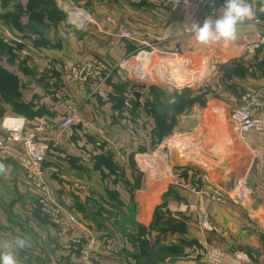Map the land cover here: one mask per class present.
<instances>
[{"label":"crops","instance_id":"obj_1","mask_svg":"<svg viewBox=\"0 0 264 264\" xmlns=\"http://www.w3.org/2000/svg\"><path fill=\"white\" fill-rule=\"evenodd\" d=\"M50 1L58 21L31 0H0V68L16 91L6 100L0 89V137L4 117L24 119V134L45 147L42 179L61 213L39 211L19 165L24 147L14 143L0 154V252L21 237L18 264H82V245L89 264H205L208 247L224 253L221 264H264V133L239 134L231 119L245 92L264 114V0H246L253 16L238 25L235 40L208 45L191 27L221 15L220 0L207 9L183 0ZM133 58L146 69L161 65L173 80L192 70L202 78L213 66L216 83L202 106L191 107L198 113L189 115L192 129L154 143L148 84L134 91L122 76ZM73 66L83 74L74 77ZM71 103L77 121L61 128ZM190 166L225 188L244 178L248 199L212 202L194 190L202 180L181 173ZM172 249L185 254L150 256Z\"/></svg>","mask_w":264,"mask_h":264},{"label":"built area","instance_id":"obj_2","mask_svg":"<svg viewBox=\"0 0 264 264\" xmlns=\"http://www.w3.org/2000/svg\"><path fill=\"white\" fill-rule=\"evenodd\" d=\"M218 0H183V4L188 7H199L207 9L214 7ZM225 0H220V5L224 6ZM122 36L132 38L133 34L129 30L122 29ZM64 69H68L64 67ZM70 73L77 77L83 74L81 67H70ZM261 106L258 98L248 92L240 96L238 104L231 111V119L236 132L248 135L251 132L264 133V114L259 112ZM77 107L74 103L69 105L68 114L59 121V126L65 128L77 121ZM24 119L18 116L4 117L1 122L3 135L0 137V154L7 155L14 143H20L24 147V153L20 158V169L24 177L28 180L30 187L36 195L39 211L48 217L56 218L60 215L61 209L53 203L48 187L42 179L41 164L45 158V147L35 142L33 134H24ZM98 144V143H97ZM254 157L259 158L260 152L254 151ZM199 180H202L199 178ZM203 181V180H202ZM200 186L194 188L200 194L214 203L237 205L248 199L250 187L242 177L236 178L231 187L225 188L209 181L199 182ZM75 222L73 218L69 219ZM201 256L205 258V264H221L224 253L215 247H208L201 251ZM79 259L82 264H89L90 256L88 247L82 245L79 250Z\"/></svg>","mask_w":264,"mask_h":264},{"label":"rangeland","instance_id":"obj_3","mask_svg":"<svg viewBox=\"0 0 264 264\" xmlns=\"http://www.w3.org/2000/svg\"><path fill=\"white\" fill-rule=\"evenodd\" d=\"M135 60H137V58H133L132 62L130 64H127L126 66V70L124 72H122V76L124 77L123 80L126 82L128 88H130L131 90L136 91V89L138 87L141 86L140 83H147L149 85V83H159L158 85H160V87H163L162 89L166 91V93L170 94L174 91H180L183 88H189L190 92H189V96L190 97H200L203 101V103L206 102L207 98L209 97L208 95H210L209 93L211 91H209V93L206 96H202L199 95L198 92V88L201 86L207 85L205 87V89H209L210 90V85H214L216 82L213 81V79H210L211 74L209 73V71L213 68L210 67L209 71L205 70L206 72H208V74L206 72H204L207 75H203L202 78H196L197 74L201 73L199 70H192V72H188L186 73V77L183 76H179L178 79L173 80L170 79L168 77H166L167 75V71L166 68L163 69V73H165V76L163 78L161 77H152L151 74L149 72L152 71V66L151 64L147 65V69L143 68V65H140L138 62L135 63ZM139 64V65H138ZM141 66V67H139ZM208 67H206L207 69ZM149 71L147 73V75H142L145 71ZM196 72V73H195ZM160 75H162L163 73L161 72H157ZM185 78V79H183ZM219 84L222 82V80H218ZM177 92H174L172 95H168L167 97H169L170 101L174 100V97L176 96ZM193 105H197L199 106L200 103L195 102L192 105H187L184 106L181 109H177L175 111L172 112H165L164 114H162L161 120L163 121L161 123V128L162 131L164 133V136L161 138L160 141H162V139L166 136L172 135V134H178V133H182V131H187L192 129L195 126V120H188L189 119V115L190 114H195L198 115V113L195 112V109H191V107ZM203 105V104H202ZM200 105V106H202ZM193 117V116H191ZM197 118V117H196ZM221 121L227 122V117H224L222 119H220ZM195 168H193L192 166L190 167H182L181 173L183 175H185L186 177H189L191 179H194L195 177L197 179L202 178L205 179L203 175L199 174L198 172H196L194 170Z\"/></svg>","mask_w":264,"mask_h":264},{"label":"trees","instance_id":"obj_4","mask_svg":"<svg viewBox=\"0 0 264 264\" xmlns=\"http://www.w3.org/2000/svg\"><path fill=\"white\" fill-rule=\"evenodd\" d=\"M31 1H32V5H33V2H35L34 4L35 8L42 9L43 11L47 10L49 12L48 17L51 19V21H55V20L58 21L62 17L61 12H59L56 9L52 1L50 0H31ZM3 47L4 46L1 45L0 49L2 51L5 50L3 49ZM135 52H136L135 50L130 51V55L134 54ZM13 81L14 80L11 77V75L8 74V72H6L5 70L0 68V89H3L4 91L3 97L6 100H7L6 98L7 93L9 94V96L12 95V97L15 98V95H16L15 85H14L15 81L14 82ZM205 87L202 86L198 88L199 95L206 96L209 93L210 90L205 89ZM162 88L163 87H160V85H157V84H149L148 90L152 98H151V101L145 104L146 112L148 113V115H150V117L153 119V122H154V128L152 130V135H153L155 144L159 143L161 138L164 136V133L161 128V123L163 122L161 120L162 114H164L165 112H172L177 109H181L184 106L192 105L195 102L200 103V105L203 104V101L200 97L192 98L189 96V92H190L189 88H183L180 91H174V92H177V94L174 97L173 101H170L169 97L167 96L172 95L174 92L168 94ZM147 250H148V247L146 246V244L142 243L141 252H143L144 255L148 257L150 260ZM178 254L184 255L185 253H183L182 250L172 249L166 253H161V252L160 253L157 252L153 254L151 253L150 256L153 258L162 260L163 258H165V256H177ZM144 264H149V263L147 261V263H144Z\"/></svg>","mask_w":264,"mask_h":264},{"label":"clouds","instance_id":"obj_5","mask_svg":"<svg viewBox=\"0 0 264 264\" xmlns=\"http://www.w3.org/2000/svg\"><path fill=\"white\" fill-rule=\"evenodd\" d=\"M252 16V7L246 0H225L221 15L215 19L206 16L202 22L192 24V35L204 45L222 40L232 41L237 38L238 25ZM24 247L25 240L16 237L12 247L0 252V264H18V250Z\"/></svg>","mask_w":264,"mask_h":264},{"label":"bare ground","instance_id":"obj_6","mask_svg":"<svg viewBox=\"0 0 264 264\" xmlns=\"http://www.w3.org/2000/svg\"><path fill=\"white\" fill-rule=\"evenodd\" d=\"M153 70H156V71H158V72H161V73H163L164 71H163V67L161 66V65H159V66H155L154 68H152ZM176 78V77H175ZM174 78V79H175Z\"/></svg>","mask_w":264,"mask_h":264}]
</instances>
